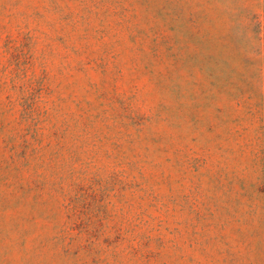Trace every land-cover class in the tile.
I'll use <instances>...</instances> for the list:
<instances>
[{
    "label": "rangeland",
    "instance_id": "1",
    "mask_svg": "<svg viewBox=\"0 0 264 264\" xmlns=\"http://www.w3.org/2000/svg\"><path fill=\"white\" fill-rule=\"evenodd\" d=\"M0 264H264V0H0Z\"/></svg>",
    "mask_w": 264,
    "mask_h": 264
}]
</instances>
